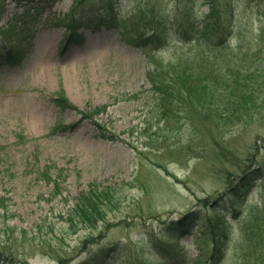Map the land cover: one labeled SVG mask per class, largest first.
<instances>
[{"label":"rangeland","instance_id":"1","mask_svg":"<svg viewBox=\"0 0 264 264\" xmlns=\"http://www.w3.org/2000/svg\"><path fill=\"white\" fill-rule=\"evenodd\" d=\"M2 1L0 56L18 43L29 45L20 63L0 69V198L7 207L0 213V251L12 256L8 264H81L99 249L105 264H162L154 233L169 254L185 259L169 264H206L212 247L198 240V229L159 230L191 210L231 232L223 264H240L239 232L254 212L264 250V106L221 123L177 102L157 108L147 77L152 61L175 62L198 42L176 44L178 36L164 26L162 47L142 50L121 31L133 26L119 30L95 18L139 26L148 22L146 6L157 15L158 8L183 9L192 1L203 16L209 10L202 0H57L50 7L42 0ZM237 4V17L256 35L264 0ZM71 13L86 25L76 32L82 44L67 46L60 21ZM237 23L228 21L233 33ZM59 89L75 111L92 117L61 111L52 101ZM58 122L66 128H55ZM103 134L114 138H97ZM47 168L59 194L52 182L36 179ZM92 188L114 195L105 223L68 229L74 199Z\"/></svg>","mask_w":264,"mask_h":264},{"label":"trees","instance_id":"2","mask_svg":"<svg viewBox=\"0 0 264 264\" xmlns=\"http://www.w3.org/2000/svg\"><path fill=\"white\" fill-rule=\"evenodd\" d=\"M42 1L47 2L50 7L57 0ZM78 1L76 0L75 5ZM202 1L209 10L203 16L195 12L193 7L195 3L192 1V3L186 2L183 9L165 7L162 10L158 8L157 15L153 7L146 6L143 12L147 14L148 22L144 23L139 17L142 21L139 26L129 25L130 21L124 19L118 20L117 24L113 19L103 17V14L95 18L99 20V23L119 30L122 27L126 30L129 26H133V30L128 33L123 29L121 31L126 38H129L133 46L142 50L152 44L155 50L162 47L160 44L164 42L162 40L164 26L166 28L170 26L172 33L178 36L175 38L176 44L198 42V47L175 55V62L158 65L152 61L154 67L151 72H148L147 77L156 95V100H159L157 108L162 102H177V106H182L184 111L186 108L188 112L198 113L206 120L210 119L217 123L234 122L243 115L255 112L264 106V24L258 29L256 35L251 36L252 29L250 30L249 23H243L236 15L237 0ZM2 2L1 0L0 15L3 10ZM73 14L71 13L60 21L66 30L67 46L79 45L84 41L83 36L76 32L84 26L86 19L85 17L75 19ZM258 14L264 19V8L259 10ZM131 19L134 20V24L138 23L136 18ZM233 19L238 22L234 33L228 24V21L232 22ZM143 28L146 31L141 30ZM27 36L28 34L24 35V40ZM232 38L235 40L234 45L230 42ZM27 52H29V45L24 42L8 48L0 56V69L3 65L20 63ZM52 101L61 111H75L65 98L62 89L53 94ZM164 109L163 106L162 112ZM100 111L104 109L97 108L95 113ZM75 112L80 115L81 119L92 117L88 113ZM58 127L66 128L60 122L55 128L58 129ZM97 138L113 140L114 136L103 134L98 135ZM38 175L37 180L41 178L52 182L53 192L59 194L57 193L59 183L52 179L49 168L43 172L38 171ZM113 199L114 195L109 193V188L99 191L92 188L76 196L67 218L68 229L74 231L78 228L95 229L96 224L105 223L104 212L111 210ZM4 201H6L4 198H0V213L5 215L7 207ZM256 215L257 212H254L239 232L243 253L240 264H264V260H260L264 250L260 246L262 236L259 230L258 215ZM160 227L162 229L159 230L171 229L184 234H190L198 229V240H203L205 245L212 247V254L206 264H223L224 251L222 249L226 246L231 232L226 231V227L221 222H217L216 218L205 212L191 210L176 220L165 222L164 226L160 224ZM153 238L156 239L154 244L156 251L163 253L164 262L162 264H169L170 260L184 263L180 260L185 259L178 257L179 255L168 253L167 246L160 241L156 233ZM117 247L118 244L111 251ZM102 254L101 249L90 252L81 264H105L107 257ZM9 257L12 256L0 251V264L12 263L13 260ZM59 263L61 264V261ZM185 264L188 263L185 261Z\"/></svg>","mask_w":264,"mask_h":264}]
</instances>
